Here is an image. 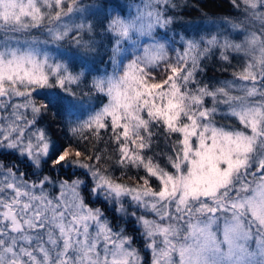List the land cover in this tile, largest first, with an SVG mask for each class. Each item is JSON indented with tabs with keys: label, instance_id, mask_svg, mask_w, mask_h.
Listing matches in <instances>:
<instances>
[{
	"label": "snow or ice",
	"instance_id": "snow-or-ice-1",
	"mask_svg": "<svg viewBox=\"0 0 264 264\" xmlns=\"http://www.w3.org/2000/svg\"><path fill=\"white\" fill-rule=\"evenodd\" d=\"M232 4L189 36L179 0H0V264H264V0Z\"/></svg>",
	"mask_w": 264,
	"mask_h": 264
},
{
	"label": "trees",
	"instance_id": "trees-1",
	"mask_svg": "<svg viewBox=\"0 0 264 264\" xmlns=\"http://www.w3.org/2000/svg\"><path fill=\"white\" fill-rule=\"evenodd\" d=\"M84 3H94L100 7L104 5L120 4L121 6L128 8V5L137 3L138 0H84ZM181 4V9L177 10L176 21L174 26V32L185 34L189 36L203 35L206 36L210 32L208 30H201V25L203 21L211 19H227L230 17L236 16V9L233 7L232 0H179ZM123 4V5H122ZM126 7V8H125ZM100 19L103 17L100 16ZM192 24V29H187V26ZM99 31V29H98ZM169 35H172L170 32ZM66 47V46H65ZM101 55H103V49H101ZM106 59V57H105ZM101 69L104 68V65H99ZM204 67L206 71L202 75V79L207 83H215L217 80H224L231 76V73L234 68L239 67V61L232 60V66H227L225 62L221 61L219 54L217 53L214 56H210L205 62ZM227 68V71H225ZM44 124L50 126V132L53 133V138L57 142L67 145L71 137L65 135L67 128L64 126V121L58 115H55L54 112H48L43 118ZM73 145L75 144L74 140H71ZM165 144L163 138H161L159 150H163ZM2 159V158H0ZM15 163L16 161L13 160ZM12 162V160H10ZM9 162V163H10ZM27 171V169H26ZM132 175V173H130ZM128 183H135L134 180H126Z\"/></svg>",
	"mask_w": 264,
	"mask_h": 264
},
{
	"label": "rangeland",
	"instance_id": "rangeland-1",
	"mask_svg": "<svg viewBox=\"0 0 264 264\" xmlns=\"http://www.w3.org/2000/svg\"><path fill=\"white\" fill-rule=\"evenodd\" d=\"M87 4L95 6V7H93L91 9V12H96V11H102L103 10L102 7H100L99 5H96L94 3H87ZM127 6H128V8L125 7L126 8L125 13H127L128 10H129V5L127 4ZM110 9H111V5L108 7L107 10H110ZM224 20L225 19H223V18L214 19V20H211V19L205 20V21H203V23L201 25V30H208L210 32L209 34H216L217 32H222V31H224V29L221 27V23ZM192 28H193L192 24L187 26V29H189V30L192 29ZM232 37H233V39H242V37H239V38L236 37L235 33H232ZM61 51H63V48L61 49ZM52 52H53V55H57V52H56L55 49H53ZM77 60L79 62V58H77ZM231 78H232V76H229L227 79H231ZM10 160H12V162H10ZM13 160H15V159L14 158H10V159L4 160L3 162L7 163V164H12V163H15ZM16 163H18V162L16 161ZM18 167L20 168L21 171H26V168H25L24 164H18ZM129 234H131V232Z\"/></svg>",
	"mask_w": 264,
	"mask_h": 264
}]
</instances>
